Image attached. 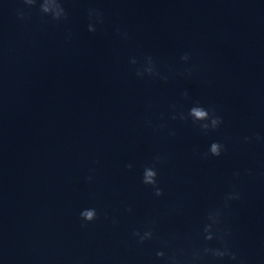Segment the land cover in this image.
Instances as JSON below:
<instances>
[{
    "label": "clouds",
    "instance_id": "clouds-1",
    "mask_svg": "<svg viewBox=\"0 0 264 264\" xmlns=\"http://www.w3.org/2000/svg\"><path fill=\"white\" fill-rule=\"evenodd\" d=\"M32 4H34L35 0H31ZM54 9H50L46 7L45 5H41V11L43 13H49L53 19L59 20L61 17H64L66 15L65 9L60 3V0H52ZM90 12V16H91ZM99 18V16H98ZM95 29L92 27L91 24H89V31H94ZM181 59L183 61H188L190 59L188 54H184ZM147 62L153 65V61L151 57L147 58ZM132 63H136L134 60ZM152 68L146 69V71L151 74ZM188 74L191 75L192 69H188ZM140 75V72L137 73ZM188 116L193 118V123H199V127L207 131L210 128L215 130L217 129L220 124L222 123V119L217 116L214 111L204 108L203 106L199 105L198 103L190 108L188 112ZM223 149V145L218 142H213L210 145L209 152L213 156H219L221 154V151ZM159 160V157L156 158ZM127 167L131 168V165H128ZM89 180H91V176L88 177ZM142 183L148 186H152L155 190L154 194L156 196L163 195V190L157 186V171L155 170V166H148L145 167L143 176H142ZM80 217L85 222H92L98 218V214L95 208H87L80 212ZM134 236H138L140 238V241L143 242L145 239H150L152 237L151 231L145 232L144 235L141 236L139 231L133 233ZM158 255H160L158 253Z\"/></svg>",
    "mask_w": 264,
    "mask_h": 264
}]
</instances>
